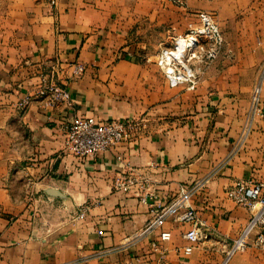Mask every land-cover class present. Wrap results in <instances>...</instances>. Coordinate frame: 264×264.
I'll use <instances>...</instances> for the list:
<instances>
[{
    "label": "crops",
    "instance_id": "1",
    "mask_svg": "<svg viewBox=\"0 0 264 264\" xmlns=\"http://www.w3.org/2000/svg\"><path fill=\"white\" fill-rule=\"evenodd\" d=\"M183 4L0 0V264L225 263L251 216L227 190L239 179L264 183V39L194 83L171 85L160 54L201 23ZM246 18H221L224 36L264 35L261 18ZM185 43L173 53L179 60ZM77 62L85 71L73 77ZM51 66L72 106L47 107L36 95ZM27 95L33 100L19 108ZM77 115L140 123L131 140L81 160L62 152V127ZM211 173L193 197L206 226L191 255L182 250L189 225L175 217L132 240L151 203ZM120 177L148 186L117 189ZM225 264H264V250L238 251Z\"/></svg>",
    "mask_w": 264,
    "mask_h": 264
},
{
    "label": "built area",
    "instance_id": "2",
    "mask_svg": "<svg viewBox=\"0 0 264 264\" xmlns=\"http://www.w3.org/2000/svg\"><path fill=\"white\" fill-rule=\"evenodd\" d=\"M200 25L194 28L183 38L177 40L174 50H164L159 59L160 64L165 65L166 75L171 85H176L186 81L184 74L180 70L181 60L173 55L180 49L181 41H186L187 48H201L205 51L201 43L202 38L211 41L210 56L218 50L223 42V35L214 21L213 17L206 12H201ZM172 57L169 59L168 55ZM184 57V56H183ZM182 57V60H183ZM184 67V66H183ZM172 68V69H171ZM188 70V68H185ZM85 71V65L82 62L74 64L73 77H80ZM59 71L51 66L42 74L41 83L36 95L40 97L47 107L72 106L73 99L70 91L57 81ZM194 83V79H189ZM260 92L261 84H257L253 93V111H260ZM34 95H27L18 106L25 109L33 100ZM138 119H99L95 115H77L72 121L65 123L62 127L64 133V142L62 152L67 155H73L81 160L90 156H95L100 152L111 150L117 145L129 141L133 138L134 131L139 126ZM118 160H123L122 155L117 154ZM213 173L196 180L192 183H184L179 187L177 194L168 203L162 205L151 203L152 217L146 225L132 237L136 241L144 236L151 234L164 221L175 217L189 225L185 233L187 243L183 247L185 255H191L201 240L205 237V220L199 215L193 203V197L199 193L208 183ZM132 184L139 185L140 188L148 186L147 182H140L137 178L124 177L117 178L115 186L117 189H129ZM229 197L236 203L247 207L251 216L245 223L241 232L233 239L226 253V261L236 252L245 251L250 248H259L264 250V183L259 181H249L239 179L227 190ZM151 193L144 192L141 199L146 201ZM85 215V209L80 216ZM162 240L171 238L170 231H162ZM223 263V264H225Z\"/></svg>",
    "mask_w": 264,
    "mask_h": 264
},
{
    "label": "rangeland",
    "instance_id": "3",
    "mask_svg": "<svg viewBox=\"0 0 264 264\" xmlns=\"http://www.w3.org/2000/svg\"><path fill=\"white\" fill-rule=\"evenodd\" d=\"M180 1V0H179ZM185 6L196 10L199 14L201 12H206L211 15L214 21L218 24L222 35L223 42L215 51L213 56H210V52L207 50L210 48L211 41L202 38L200 41L205 49L203 51L201 48H187L185 53H176L181 58L180 70L184 74L186 81L189 79L196 80L201 75H204L206 68L208 73L218 67V63H229L234 61L237 57L244 54V50L251 49L249 47L258 44L260 40L264 39V35H249V36H236L233 35L230 29L229 35L224 36V32L221 29L220 20L221 18H226L229 15H239L241 18H246V24H248V19L254 20L261 18V22L264 23V0H182ZM261 1L259 7L257 4ZM254 9V11H252ZM187 36V35H186ZM227 44V45H225ZM247 54V53H245ZM184 56V57H183ZM161 57V54H160ZM183 57V60H182ZM160 59V58H159ZM213 64V68H209ZM184 66V67H183ZM185 68H188L185 69ZM185 82V81H184ZM195 82V81H194ZM223 263V262H222ZM221 263V264H222Z\"/></svg>",
    "mask_w": 264,
    "mask_h": 264
},
{
    "label": "bare ground",
    "instance_id": "4",
    "mask_svg": "<svg viewBox=\"0 0 264 264\" xmlns=\"http://www.w3.org/2000/svg\"><path fill=\"white\" fill-rule=\"evenodd\" d=\"M171 57H172V56L169 54V55H168V58L170 59ZM171 69H172V68H171Z\"/></svg>",
    "mask_w": 264,
    "mask_h": 264
}]
</instances>
